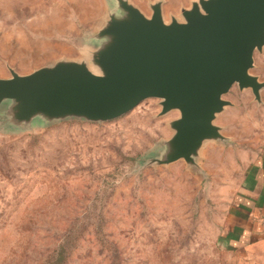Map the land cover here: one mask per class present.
Masks as SVG:
<instances>
[{
	"label": "rangeland",
	"instance_id": "374dc122",
	"mask_svg": "<svg viewBox=\"0 0 264 264\" xmlns=\"http://www.w3.org/2000/svg\"><path fill=\"white\" fill-rule=\"evenodd\" d=\"M135 1L150 14L155 0ZM191 1L163 0L165 19ZM105 10L106 0H0V78L81 58ZM257 71L264 81V49ZM225 99L215 123L229 142H207L200 169L148 165L179 117L160 115L158 99L105 123L0 121V264H45L67 240L66 264H225L223 179L264 144V93L258 103L234 85Z\"/></svg>",
	"mask_w": 264,
	"mask_h": 264
},
{
	"label": "water",
	"instance_id": "95a60500",
	"mask_svg": "<svg viewBox=\"0 0 264 264\" xmlns=\"http://www.w3.org/2000/svg\"><path fill=\"white\" fill-rule=\"evenodd\" d=\"M146 14L132 0H106L83 56L62 58L29 74L0 78V121L11 129L67 120L105 123L147 99L178 111L151 166L183 160L199 168L207 142L229 138L215 123L233 103L234 85L262 103L264 81L251 73L264 49V0H192L165 19L163 0Z\"/></svg>",
	"mask_w": 264,
	"mask_h": 264
},
{
	"label": "crops",
	"instance_id": "0c3cea01",
	"mask_svg": "<svg viewBox=\"0 0 264 264\" xmlns=\"http://www.w3.org/2000/svg\"><path fill=\"white\" fill-rule=\"evenodd\" d=\"M243 161L239 174L223 179L225 264H264V144Z\"/></svg>",
	"mask_w": 264,
	"mask_h": 264
},
{
	"label": "trees",
	"instance_id": "16d2710c",
	"mask_svg": "<svg viewBox=\"0 0 264 264\" xmlns=\"http://www.w3.org/2000/svg\"><path fill=\"white\" fill-rule=\"evenodd\" d=\"M69 240L62 243L52 254L45 264H66L67 257H69Z\"/></svg>",
	"mask_w": 264,
	"mask_h": 264
}]
</instances>
